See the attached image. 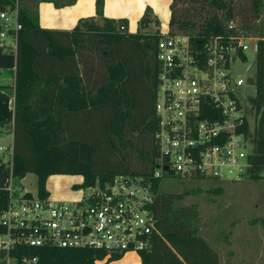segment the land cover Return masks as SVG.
<instances>
[{
  "label": "trees",
  "instance_id": "16d2710c",
  "mask_svg": "<svg viewBox=\"0 0 264 264\" xmlns=\"http://www.w3.org/2000/svg\"><path fill=\"white\" fill-rule=\"evenodd\" d=\"M195 9L181 6L187 0H173L171 27L204 33L207 37L229 40L231 35L253 36L256 40V99L253 106L256 123L252 134L253 150L249 155L253 168L250 177H264V22L247 28L237 19L230 0H190ZM41 2L56 7L73 5L77 0H0V11L16 14L22 27L17 32L16 45L0 44V69L15 68V108L12 128L13 143L8 153V181L0 187V214L9 203L8 184L11 177L24 178L35 173L38 196L50 195L47 180L53 174L82 175V183L73 187L104 184L114 174H97L93 169L96 145L73 134L71 117L81 112L103 108L109 118L103 126V140L112 148L129 147L134 154L146 156L156 165L158 156L157 130L159 119L155 102L159 83L157 44L159 29L148 31L160 20L147 6L136 32L129 31L128 18H109L104 15L105 0H96L99 20L82 18L73 29H51L40 24ZM257 17L264 0H252ZM237 21V22H235ZM258 28V30H257ZM2 25L0 24V31ZM8 33H13L9 30ZM251 36V37H252ZM247 60V54L240 53ZM39 68L57 71L39 72ZM50 70V69H48ZM147 75L151 81L149 109L142 119L135 118L139 101L129 90L134 75ZM126 129L131 133L129 137ZM145 131L142 142L131 139L135 131ZM250 131L248 121L244 126ZM141 143V144H140ZM12 148V151H11ZM1 157V156H0ZM2 160V158H1ZM148 164L144 162L143 167ZM154 171H131L126 175L145 176L154 191L153 212L159 233L153 235L152 248L142 251L143 264H220L219 251L199 233L195 207H178L181 193L161 190V178ZM221 191L222 187H217ZM32 195L31 192H27ZM5 228L0 224V233ZM7 251L0 248V264ZM37 256V264H96L105 252L90 248H59L54 246L20 245L9 251L11 257ZM113 255L102 264L119 260Z\"/></svg>",
  "mask_w": 264,
  "mask_h": 264
},
{
  "label": "built area",
  "instance_id": "2783aa9c",
  "mask_svg": "<svg viewBox=\"0 0 264 264\" xmlns=\"http://www.w3.org/2000/svg\"><path fill=\"white\" fill-rule=\"evenodd\" d=\"M0 18V44L6 43L9 30L16 41L22 27L17 15L0 11ZM163 26L157 44L159 153L153 176L244 181L253 168L249 158L252 134L244 130L246 119L250 129L248 111L253 99L240 87L254 85V78H244L236 69L238 60L247 61L240 53L247 54L253 37L238 34L225 41L178 30L170 23ZM7 148L0 145V155ZM84 188L80 199L56 200L50 195H28L27 190L14 195L8 184L9 203L0 214L5 228L0 234L8 237L0 243L8 252L3 264L38 263L37 256L9 255L20 245L104 251V258L96 259V264L129 253L142 260V251L151 250L152 237L159 233L150 180L143 175L120 174L104 184Z\"/></svg>",
  "mask_w": 264,
  "mask_h": 264
},
{
  "label": "rangeland",
  "instance_id": "374dc122",
  "mask_svg": "<svg viewBox=\"0 0 264 264\" xmlns=\"http://www.w3.org/2000/svg\"><path fill=\"white\" fill-rule=\"evenodd\" d=\"M230 1L234 4L237 19L255 33L252 27L253 25L262 26L264 8L260 17H257L252 7V0ZM178 6L190 7L193 10L197 4L187 0V2L179 3ZM158 15L160 24H152L148 31L158 30L162 25L161 22L163 27L167 28L169 8L165 4L160 5ZM248 43L250 47L247 51V61L238 60L236 70L238 75L244 78L248 76L255 78L256 40L253 38ZM51 70L57 71L56 68H39L41 73ZM150 89L151 81L147 75L140 77L135 74L129 81L128 91L139 101L135 115L137 120L142 119L143 114L150 107ZM240 90L250 95L253 100L256 99L253 84H244ZM244 101L247 102V99ZM248 112L250 130L253 134L256 123L253 104ZM108 118V108L106 110L100 108L78 113L69 121L75 136L96 145L93 159L94 171L99 175L104 173L120 175L131 171H141V169L147 173L151 170L155 171L156 165L149 162L146 156L137 152L133 154L129 147L112 148L110 143L103 140V126ZM126 131L128 133L126 136L129 137L131 133L127 129ZM145 137V131L141 129L135 131L131 139L142 142ZM1 158L4 159L2 161L7 162L8 153ZM144 162L148 164L147 167H143ZM82 182V175L53 174L47 180V189L53 199L77 200L84 195L85 188L73 186ZM9 184L14 189V195H19L25 190L35 196L38 195V181L35 173H28L24 178L11 177ZM217 187H222V190L216 191ZM160 189L176 190L177 193H181V197L176 202L178 207L196 208L198 231L219 251L220 264H264V177L259 179L249 177L241 182H230L182 180L178 177L165 176L161 178ZM7 238L6 234H0V243ZM138 261V255L133 253L108 264H139Z\"/></svg>",
  "mask_w": 264,
  "mask_h": 264
},
{
  "label": "crops",
  "instance_id": "0c3cea01",
  "mask_svg": "<svg viewBox=\"0 0 264 264\" xmlns=\"http://www.w3.org/2000/svg\"><path fill=\"white\" fill-rule=\"evenodd\" d=\"M172 1L173 0H105L104 15L116 19L128 18L129 31L136 32L139 28V21L148 5L153 8L154 13L158 17L160 5L165 4V6L169 8V23L171 18L170 5ZM39 14L41 26L51 29H73L82 18L99 20L96 13V0H77L75 4L65 7H56L52 2H41ZM1 23L2 19L0 18V24ZM161 24L163 25L162 22ZM4 41L11 46L16 45L13 33H7ZM15 73V68L0 69V145L4 146H9L13 143L12 128L14 124L15 108ZM2 160L4 159L2 158ZM2 160L0 157V187L4 186L9 178L8 162ZM132 254L133 253H129L127 255L130 256ZM138 258L139 264H143L141 258Z\"/></svg>",
  "mask_w": 264,
  "mask_h": 264
},
{
  "label": "water",
  "instance_id": "95a60500",
  "mask_svg": "<svg viewBox=\"0 0 264 264\" xmlns=\"http://www.w3.org/2000/svg\"><path fill=\"white\" fill-rule=\"evenodd\" d=\"M251 80H253V79L251 78Z\"/></svg>",
  "mask_w": 264,
  "mask_h": 264
}]
</instances>
